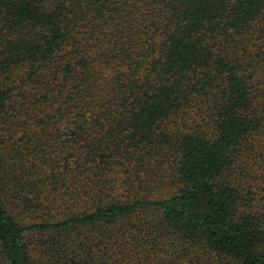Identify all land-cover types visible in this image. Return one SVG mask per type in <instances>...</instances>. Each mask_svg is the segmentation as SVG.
<instances>
[{"label":"trees","instance_id":"1","mask_svg":"<svg viewBox=\"0 0 264 264\" xmlns=\"http://www.w3.org/2000/svg\"><path fill=\"white\" fill-rule=\"evenodd\" d=\"M0 264H264V0H0Z\"/></svg>","mask_w":264,"mask_h":264}]
</instances>
